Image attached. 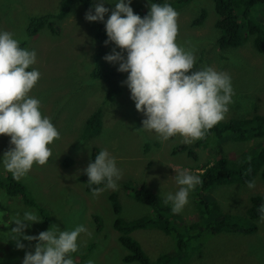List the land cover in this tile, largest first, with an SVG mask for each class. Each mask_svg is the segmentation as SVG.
Listing matches in <instances>:
<instances>
[{
	"label": "rangeland",
	"instance_id": "1",
	"mask_svg": "<svg viewBox=\"0 0 264 264\" xmlns=\"http://www.w3.org/2000/svg\"><path fill=\"white\" fill-rule=\"evenodd\" d=\"M67 0H0V29L14 34L17 39L25 35L29 16L56 14ZM148 0H131V7ZM97 0H93L95 4ZM66 15L54 19L56 31L42 29L32 37H27L26 48L37 53L36 63L31 67L39 70L40 77L29 95L41 101L40 110L47 115L59 131L58 139L49 145L51 155L48 161L34 163L25 177V183L33 198L48 212L53 225L47 223L34 207L25 205L20 196H11L0 189V264H21L25 251H32L36 241L21 242L25 248L15 247V241L8 238L7 231L14 227L11 222L16 213L25 209L34 210L41 220L33 222L25 229L26 234L35 235L42 230H71L84 224L92 233H81L77 239L78 250L70 255L75 264H85L94 259L95 264H136L123 261L126 250L116 239L118 232L113 223L116 216L132 220L150 211L146 203L135 200L123 187L145 183L164 197L166 192H174L175 169L201 172L200 166L214 159L225 157L239 159L245 152L260 144L251 137L239 140L227 137L218 143L196 145V141L185 143L179 135L162 141L153 131L140 128L143 113L136 110L134 101L126 85L121 96L108 100L102 80L88 76L89 65L98 48L96 27L93 21L85 19L86 9L80 0L68 4ZM110 10L114 5L105 3ZM177 13V42L194 49L196 64L189 71L203 66H211L217 71H225L231 76L233 88L232 102L224 118L264 114V52L251 44L235 48H219L215 40L219 34L215 26L216 14L212 0H187L180 7H173ZM205 10L203 20L194 24L201 9ZM110 14L106 13L105 18ZM114 47L112 42L104 48L105 54ZM119 50V49H117ZM110 63V62H109ZM111 65H115L110 63ZM127 75V73H125ZM59 79L57 81L56 79ZM244 96L245 106L233 107L235 94ZM250 101L255 102V105ZM242 105V104H241ZM101 106L102 127L98 134L83 137V126L87 116ZM9 136L0 134V154L7 150ZM178 146H186L177 150ZM107 149L115 158L121 171L116 190L105 189L95 197L87 190L86 184L78 179L83 168L92 159V148ZM189 149L196 155L189 153ZM8 172L0 165V179ZM255 187L249 189L246 182L234 179L212 189L211 195L225 212L244 219L251 195H264V178L257 172L251 179ZM100 187H103L100 186ZM111 191L118 193L121 210L115 214L109 200ZM198 209L189 197L188 204L178 215V222L187 226L198 218ZM237 218V220L239 219ZM256 220L252 232L242 230L248 226L237 224V231H220L206 235L197 249L192 238L188 244L176 252V242L158 228H138L131 232L152 261L160 253L173 255L172 264H264V222ZM243 226V228L239 227ZM196 241V240H195Z\"/></svg>",
	"mask_w": 264,
	"mask_h": 264
},
{
	"label": "clouds",
	"instance_id": "2",
	"mask_svg": "<svg viewBox=\"0 0 264 264\" xmlns=\"http://www.w3.org/2000/svg\"><path fill=\"white\" fill-rule=\"evenodd\" d=\"M105 3L114 7L110 10ZM130 5L131 0H97L86 10L85 19L103 22V43L114 45L103 59L116 64L118 72L127 73L121 83L129 89L136 110L143 113L140 128L155 132L162 141L179 135L185 143H192L228 112L233 95L231 76L211 66L189 71L196 64L195 52L177 42L178 13L167 0L150 2L143 17ZM36 58L34 49L22 47L12 32L0 29V134L8 135L11 145L0 154V165L17 180L25 177L34 163L43 165L48 161L49 145L60 135L50 118L42 114L40 99L29 95L40 77L39 70L31 67ZM173 169L178 187L163 195L164 203L170 204L171 212L176 214L188 204L189 193L201 178L186 169ZM82 171L94 197L105 189L118 188L121 171L116 158L105 148ZM246 183L249 189L255 187L253 180ZM257 212L264 222V203ZM40 220L31 209L11 219L15 226L7 231V239L15 241L16 248H25L21 238L36 241L32 251H25L21 264H75L70 254L78 250L79 235L92 233L84 224L71 230L49 227L35 235L25 233ZM85 264L95 261L88 259Z\"/></svg>",
	"mask_w": 264,
	"mask_h": 264
},
{
	"label": "trees",
	"instance_id": "3",
	"mask_svg": "<svg viewBox=\"0 0 264 264\" xmlns=\"http://www.w3.org/2000/svg\"><path fill=\"white\" fill-rule=\"evenodd\" d=\"M72 0H67L56 14H41L29 16L25 35L19 39L21 46L26 48L28 43L27 37H32L44 28L56 31L54 19H60L66 15L68 4ZM187 0H167L172 7H180ZM84 8L88 10L93 5V0H80ZM150 2L163 3L164 0H148L147 3H140L133 7V11L143 17L149 7ZM214 12L216 14L215 26L219 31L216 37V44L219 48L238 47L244 44H251L254 48L264 52V0H212ZM205 10L202 8L196 17L194 24L200 23L204 16ZM106 19V18H105ZM96 27V39L98 48L92 57V63L89 65L88 76L93 80H102L106 98L111 99L123 94V85L121 81L126 78V74L118 72L117 66L111 65L103 59L105 55L104 48L107 45L103 43L106 39V32L103 22L93 21ZM255 105V102L250 101ZM245 106L244 96L237 93L234 96L232 106ZM242 104V105H241ZM102 127L101 106L92 111L86 117L83 126V137H90L99 133ZM227 137H234L239 140H246L251 137L258 139L260 144L255 149L245 152L239 159H229L220 157L212 162L204 163L200 166L201 172H198L201 183L197 185L190 193L189 197L193 200L198 209V218L192 221L188 226L185 223L178 222L179 213H172L170 204L164 203V197L146 187L145 183L139 186H130V183L124 182L123 187L128 190V194L141 203H146L150 211L141 217L132 220L116 216L114 219V229L118 232L117 240L126 250L122 256L123 261L127 263L135 262L136 264H172L173 255L160 253L152 261L142 249L139 242L131 237V232L138 228H158L165 234L172 237L176 244V252L179 253L181 248L189 245L188 239L192 238L198 249L201 246L202 239L206 235L219 233L220 231H237L235 225L243 224L247 219V227L239 226L244 230L252 232L256 229V218L259 217L257 208L264 203V195H251L249 206L246 209L244 219L235 218L236 215L225 212L221 209L217 200L210 194L212 189L225 182L240 179L242 182L250 181L258 172L264 178V114L252 113L249 116H231L223 118L206 134L196 141V145H208L210 142L218 143L224 141ZM186 146H178L177 150H183ZM99 151L96 147L92 148L91 156L94 159L95 154ZM189 153L196 155V152L189 149ZM78 179L86 184L87 190L90 186L87 182V176L82 173ZM102 185H92L91 187H100ZM0 189L11 196H20L25 205L34 207L41 214L42 218L50 225H53V219L48 217V212L44 207L39 205L30 192L27 191V185L14 179L8 172L7 177L0 179ZM111 207L115 214L121 210L118 200V193L111 191L109 194ZM185 237H189L185 240ZM196 240V241H195Z\"/></svg>",
	"mask_w": 264,
	"mask_h": 264
},
{
	"label": "flooded vegetation",
	"instance_id": "4",
	"mask_svg": "<svg viewBox=\"0 0 264 264\" xmlns=\"http://www.w3.org/2000/svg\"><path fill=\"white\" fill-rule=\"evenodd\" d=\"M56 80H57V81H59V79H58V78H57ZM27 190H29V189H28V187H27Z\"/></svg>",
	"mask_w": 264,
	"mask_h": 264
}]
</instances>
